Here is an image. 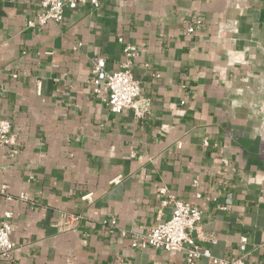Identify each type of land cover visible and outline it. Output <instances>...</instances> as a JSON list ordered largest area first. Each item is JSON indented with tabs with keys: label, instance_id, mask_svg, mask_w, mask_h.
Returning a JSON list of instances; mask_svg holds the SVG:
<instances>
[{
	"label": "crops",
	"instance_id": "0c3cea01",
	"mask_svg": "<svg viewBox=\"0 0 264 264\" xmlns=\"http://www.w3.org/2000/svg\"><path fill=\"white\" fill-rule=\"evenodd\" d=\"M39 1L0 0V117L19 143L0 145V223L14 213L15 242L0 264H184L183 251L130 244L157 223L162 186L202 209L201 248L235 256L245 235L246 261L264 264V0H80L27 28ZM128 43L150 101L140 122L89 82L93 58L118 70ZM69 212L83 218L61 229Z\"/></svg>",
	"mask_w": 264,
	"mask_h": 264
},
{
	"label": "built area",
	"instance_id": "2783aa9c",
	"mask_svg": "<svg viewBox=\"0 0 264 264\" xmlns=\"http://www.w3.org/2000/svg\"><path fill=\"white\" fill-rule=\"evenodd\" d=\"M79 2L80 0H40V11L28 21L27 28H43L50 20L60 22L64 16V9L66 7L75 8ZM92 2L98 5L99 0H92ZM202 24L203 20L200 16L194 17L187 26L188 33H194L202 27ZM124 53L126 60L122 63V67L112 72L106 69L104 57L95 56L92 60L89 82L93 92L102 97L111 112L121 113L125 109H131L137 121H144L150 116V101L148 98L140 96V82L133 76L132 60L137 54L136 45L128 43L124 47ZM14 76L16 77V75ZM255 106L264 118V98ZM18 144V135L12 130L11 120L0 117V145L7 147L9 153L15 155L19 151ZM121 180L122 178L119 176L114 178L112 183H118ZM193 184L197 185L198 180H194ZM159 193L163 196L162 208L169 209L170 215L168 218L162 219L161 208L158 221L150 230L145 233L131 232L130 244L132 247L183 251L185 253L184 264H196L197 259L203 256L210 258L213 264H251L246 261L249 255L247 236H241L237 255L215 256L209 248H201L193 236V232L199 229L203 220L202 209L196 204L182 200L167 186L160 187ZM197 196L201 197L202 194L197 193ZM82 199L91 202L92 193L82 196ZM13 216L12 211H5L0 223V256L7 260L12 259L15 248V242L11 239ZM82 218L81 213H63L58 225L61 229L71 230L79 225ZM105 222H107L109 230L115 229L118 225L114 217ZM122 234L125 235L126 232L123 231ZM211 241L215 243L216 238H212Z\"/></svg>",
	"mask_w": 264,
	"mask_h": 264
},
{
	"label": "water",
	"instance_id": "95a60500",
	"mask_svg": "<svg viewBox=\"0 0 264 264\" xmlns=\"http://www.w3.org/2000/svg\"><path fill=\"white\" fill-rule=\"evenodd\" d=\"M48 83L50 84L51 82L49 81Z\"/></svg>",
	"mask_w": 264,
	"mask_h": 264
}]
</instances>
